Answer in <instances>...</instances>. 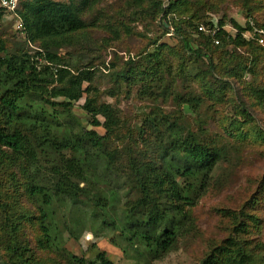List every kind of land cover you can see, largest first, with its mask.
I'll use <instances>...</instances> for the list:
<instances>
[{"label": "rangeland", "instance_id": "rangeland-1", "mask_svg": "<svg viewBox=\"0 0 264 264\" xmlns=\"http://www.w3.org/2000/svg\"><path fill=\"white\" fill-rule=\"evenodd\" d=\"M53 1L74 2L86 25L73 35L69 45L51 47L49 51L73 75L83 70L94 73L91 86L83 85L89 94L71 105V111L87 130L105 134L103 128L91 126V118L82 109L89 97L96 105H111L120 116L123 127L114 133L109 144L126 163L145 153H149L148 162H156L160 153L153 141L168 134L169 124L182 126L185 135L191 132L221 153L206 194L195 207L184 208L193 220V231L163 259L153 261L145 246L131 241L118 229L103 230L99 225H81L77 232L79 241L67 232L60 234L62 246L86 262L96 261L104 252L114 264H264V52L227 54L225 49L218 50L214 53L215 69L208 73L206 62H197L180 46L162 52L157 49L161 42L177 45L162 37L161 23L155 15L156 5L169 6L170 0ZM188 2L179 11L194 17L197 23L223 20L232 38L237 37L238 31L233 23L242 27L252 21L264 25V0ZM9 22L0 23V39L8 54H35L39 43L33 47L25 44ZM153 55L158 57L149 58ZM39 62L46 64L44 60ZM128 71L133 74L128 73L131 78L125 80L123 76ZM192 100L201 103L199 114L192 109ZM149 119L158 128H152ZM99 120L104 121L102 117ZM142 128L147 131L144 141L139 139ZM8 171L0 166V181L5 180L2 186L8 190L5 196L14 202L10 215L0 211L1 261L70 264L60 254L41 247L44 239L37 208L22 191L23 180L18 171L15 174L17 188L22 186L19 189L11 186L13 170ZM125 192L137 199L130 185L125 186L126 195ZM25 211L29 218H23ZM71 217L64 218V223L70 225ZM60 230H64L63 225ZM23 235L29 251H20L22 262L9 246ZM222 249H229L231 254Z\"/></svg>", "mask_w": 264, "mask_h": 264}, {"label": "trees", "instance_id": "trees-1", "mask_svg": "<svg viewBox=\"0 0 264 264\" xmlns=\"http://www.w3.org/2000/svg\"><path fill=\"white\" fill-rule=\"evenodd\" d=\"M169 2L167 7L164 3L157 4L155 15L161 23L162 37L177 45L161 42L157 48L160 52L180 46L197 62H206L208 73L215 69L214 53L218 50L225 49L227 54L264 52L258 43L242 36L254 28L264 31L263 24L252 21L242 27L233 23L237 37L232 38L222 30L217 37L221 45L217 46L212 37L198 33L200 25L212 28L213 19L197 23L194 17L179 11L188 0ZM80 13L74 2L23 0L17 9L25 28L23 41L30 47L39 43L40 48L33 55L27 52L18 57L8 54L5 42L0 39V166L8 172L13 170L10 184L14 189L22 187L17 188L16 170L23 180L22 191L41 219L42 248L60 254L70 264H114L104 252L96 261L86 262L62 246L60 234L67 232L79 241L78 228L91 224L103 230H120L131 241L145 246L153 261L161 260L176 251L179 241L193 231V220L184 208L195 207L206 194L221 153L193 133L185 135L182 126L169 124L168 134L153 141L160 153L156 162L147 161L149 153L138 156L134 153V160H128L127 164L109 144L114 133L123 127L120 116L111 105H96L89 97L82 109L91 118V126L103 128L105 134L87 130L71 111V105L89 94L83 85L91 86L94 73L83 70L73 75L49 51L51 47L69 45L73 35L86 28ZM10 20L15 27V21L0 8V23ZM217 23L220 28L226 26L223 20L218 19ZM170 30L175 36L168 38ZM39 60L46 64H40ZM128 73L133 74L128 71L123 76L125 80L131 78ZM208 73L204 74L205 78ZM257 98L261 100L260 92ZM60 99L66 103L59 104ZM191 102L192 109L199 114L201 103ZM148 121L152 128H158L155 121ZM146 133L142 128L139 139L146 140L143 137ZM2 184L5 180L0 181V211L10 215L14 202L5 196L8 190ZM126 185L137 193L136 200L132 199L134 194H123ZM28 214L23 218H29ZM68 215L72 216L70 225L64 223ZM24 237L17 236L9 246L10 252L22 262L24 256L20 251H29ZM221 251L231 254L229 249ZM10 261L9 264H15ZM0 264L7 263L0 259Z\"/></svg>", "mask_w": 264, "mask_h": 264}, {"label": "built area", "instance_id": "built-area-1", "mask_svg": "<svg viewBox=\"0 0 264 264\" xmlns=\"http://www.w3.org/2000/svg\"><path fill=\"white\" fill-rule=\"evenodd\" d=\"M22 1L23 0H0V8L6 10L8 16L12 18V20L15 21L16 31L20 33L23 36V38H25L26 35H25L24 25L20 21L17 15V9ZM165 7H167V5ZM222 30L225 31L226 33H230L227 26L220 28L219 26L214 25L212 28H210L204 25H200L198 27V33L206 34L212 37L214 44L217 46L221 45V40L218 39L217 37ZM236 33H238V31ZM173 36H175V33H173V31L170 30L167 33V37L171 38ZM242 36L244 39L248 41L256 42L264 48V31L263 30H258L254 28L253 31L248 30L245 33H243Z\"/></svg>", "mask_w": 264, "mask_h": 264}, {"label": "clouds", "instance_id": "clouds-1", "mask_svg": "<svg viewBox=\"0 0 264 264\" xmlns=\"http://www.w3.org/2000/svg\"><path fill=\"white\" fill-rule=\"evenodd\" d=\"M211 22H212V24H213V26L214 25H216V23L218 22V20H216V19H213V20H211ZM217 26H219V24L217 25ZM15 28V27H14ZM16 29V28H15ZM18 33V32H17ZM20 34V33H19ZM41 51V50H40Z\"/></svg>", "mask_w": 264, "mask_h": 264}]
</instances>
